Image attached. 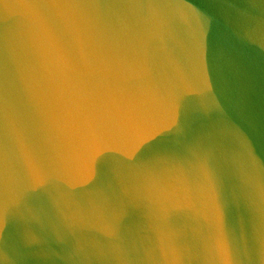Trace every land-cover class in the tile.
<instances>
[{"label":"water","instance_id":"water-1","mask_svg":"<svg viewBox=\"0 0 264 264\" xmlns=\"http://www.w3.org/2000/svg\"><path fill=\"white\" fill-rule=\"evenodd\" d=\"M0 264H264V0H0Z\"/></svg>","mask_w":264,"mask_h":264}]
</instances>
